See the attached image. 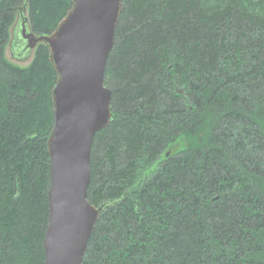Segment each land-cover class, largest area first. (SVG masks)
Masks as SVG:
<instances>
[{
	"label": "trees",
	"instance_id": "1",
	"mask_svg": "<svg viewBox=\"0 0 264 264\" xmlns=\"http://www.w3.org/2000/svg\"><path fill=\"white\" fill-rule=\"evenodd\" d=\"M23 3L0 0V264H46L57 74L43 43L6 55ZM71 6L30 0L32 29ZM105 84L88 198L116 203L84 264H264V0H123Z\"/></svg>",
	"mask_w": 264,
	"mask_h": 264
},
{
	"label": "water",
	"instance_id": "2",
	"mask_svg": "<svg viewBox=\"0 0 264 264\" xmlns=\"http://www.w3.org/2000/svg\"><path fill=\"white\" fill-rule=\"evenodd\" d=\"M29 2L24 0L18 7L17 23L28 30L22 38L28 39L29 56L40 43L49 48L57 74L52 89L55 121L48 138L46 264H84L97 221L116 203L97 206L88 198V190L95 136L113 115V92L105 84V69L115 45L123 0H72L67 14L49 34L32 29Z\"/></svg>",
	"mask_w": 264,
	"mask_h": 264
},
{
	"label": "flooded vegetation",
	"instance_id": "3",
	"mask_svg": "<svg viewBox=\"0 0 264 264\" xmlns=\"http://www.w3.org/2000/svg\"><path fill=\"white\" fill-rule=\"evenodd\" d=\"M18 13V9H17ZM14 34L13 37L10 36V42H13L14 48L16 50L15 54L18 55L19 58H26L30 55L31 51L26 47L28 44V39H23L22 36L28 33L27 28L20 22L13 26ZM36 50V49H35Z\"/></svg>",
	"mask_w": 264,
	"mask_h": 264
},
{
	"label": "rangeland",
	"instance_id": "4",
	"mask_svg": "<svg viewBox=\"0 0 264 264\" xmlns=\"http://www.w3.org/2000/svg\"><path fill=\"white\" fill-rule=\"evenodd\" d=\"M16 14L17 15H16L15 22H14V24L12 25V27L10 29V36L11 37H13V34H14L13 26H15V24H17L18 18H19L18 13H16ZM12 48H14L13 42L8 43L7 48H6V55H7V57L9 59H11L13 62H15V63H17V64H19L21 66H28L31 63V61H32V59L34 57V54L32 56H29V57H26V58H19L18 55L15 54L16 53L15 52L16 50L14 49V51H12L13 50ZM35 51H34V53H35ZM185 146H186V141H185V139H182L181 141H178L176 144H174L172 146L171 151H174V152L180 151Z\"/></svg>",
	"mask_w": 264,
	"mask_h": 264
}]
</instances>
